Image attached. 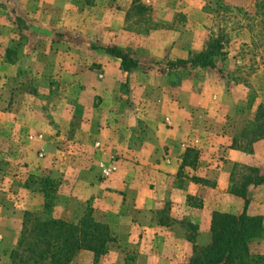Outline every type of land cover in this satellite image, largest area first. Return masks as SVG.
<instances>
[{"label":"rangeland","instance_id":"374dc122","mask_svg":"<svg viewBox=\"0 0 264 264\" xmlns=\"http://www.w3.org/2000/svg\"><path fill=\"white\" fill-rule=\"evenodd\" d=\"M69 1L64 0V11L58 14L59 21L67 24L52 30L54 26L49 24L54 22L41 18L48 26L41 29L34 18L23 16L15 8L21 0H0V68L1 59L13 66L12 72L3 67L0 73H16L7 96L10 110L0 109V212L7 213L10 209L6 206L14 205L20 208L22 222L28 212L77 223L90 211L96 221L109 227L113 241L104 255L79 251L69 264H189L196 237V226L190 219L199 208L198 199L189 197L184 211L173 207L171 201H157L151 218L152 210L138 211L134 198L139 190L135 186L127 191L94 188L95 179L110 176L106 171H116L117 160H122V170L133 169V162L123 156L107 157L97 162L107 160L114 168H105L104 163L95 168L93 158L84 156L86 151L78 158L73 155L70 135L72 119L76 118L75 101L80 99L84 107L94 105L100 94L104 95L103 90L109 92L122 105V135L129 134L132 140L131 136L145 132V119L157 116L156 109L163 111L169 95L175 96L188 106L186 112L195 122L191 132L206 136V144L212 148L227 146L244 155L241 162H233L231 191L241 189L245 177L254 175L253 170L264 177V139L253 141L251 135L257 108L264 106V0H73L72 11L65 9ZM28 22L37 29L28 28ZM115 24L121 31L109 28L108 33L101 32L103 25ZM38 37L43 42L35 50L41 49L42 57L36 54L27 65L23 47L27 40L34 42ZM113 38L128 43L111 47H119L133 59L135 69L121 71L117 59L101 64L93 60L87 45L97 48L100 42L105 45ZM215 38L221 40L222 49L213 68H193L179 62L205 50ZM57 39L64 41L55 44ZM68 40L72 45L74 41L80 44L70 47ZM94 85L99 88L96 96L91 92ZM23 97L27 102L24 111L13 105ZM82 117L101 123L98 115ZM37 135L43 140L34 155L25 150L12 152L16 143L10 138L33 136L28 140L34 144ZM193 151L186 161H192L196 153L195 163L181 165L182 177L191 173L185 167L196 166L198 154ZM218 155L217 163L225 166L230 161ZM75 165L82 167V179L77 188H71ZM97 170L101 174L92 179ZM43 186L52 197L48 213L43 212ZM153 188L147 183L143 197H149ZM173 199L180 204L179 198ZM138 221L147 229L142 230ZM154 221L171 228L158 229L152 225ZM15 244L0 254V264L8 262Z\"/></svg>","mask_w":264,"mask_h":264},{"label":"crops","instance_id":"0c3cea01","mask_svg":"<svg viewBox=\"0 0 264 264\" xmlns=\"http://www.w3.org/2000/svg\"><path fill=\"white\" fill-rule=\"evenodd\" d=\"M44 1L49 3L39 4L44 3ZM54 2H56L55 6L52 5ZM73 3V0H70L65 9H70L72 11ZM63 7L64 0H30L29 2L28 0H21V4L17 5L15 8H19L23 16L25 13L27 17L34 18L35 23H37L35 25L39 26L41 29H47L48 27L41 21V18L46 21L54 22V24H49V27L52 25L54 26L51 28L53 30L57 28L56 26L63 27L67 24V21H59L60 17H58V14L64 11ZM67 12L68 11L65 10L64 14L66 15ZM5 23L2 24L4 25ZM27 24L28 28H31V24L29 22ZM35 25H31L33 29ZM116 25L117 24L112 25V27H107L110 25H103L101 27V32L105 30V33H108L109 28L120 30ZM35 29L37 28L35 27ZM38 39L41 38L38 37L34 42L27 40L23 47V58L27 59V65L32 64V60L36 54L39 55L38 58L42 57L41 49L35 50L39 48L40 44L42 45L43 42ZM63 41L62 39H57L54 42L57 44ZM68 42L70 47L80 44L78 41H74V45H72L71 40H68ZM50 44H52V41L49 45ZM127 44V42L125 43L119 38H113L111 43L108 42V44L105 45L100 42L97 48H94L92 45L87 46L91 47V53L89 54L92 56L93 60L101 64L115 61L114 58L105 53V49H107L108 46L117 45L119 47H125ZM131 46L134 47L135 45L132 44ZM92 47L94 49H92ZM124 50L128 52L127 49ZM130 56H134V53H131ZM1 61L3 62L1 66H3L0 69L4 67L6 69L5 71L11 70L12 72L13 66L7 63L6 59H1ZM26 68L28 67L26 66ZM15 77L16 73H0V109L10 110L7 96H9L11 90L9 85L11 81L15 80ZM98 89L99 88H96V85H94L93 90L91 89L93 95L99 94L97 92ZM180 89L183 90L182 88ZM103 94L104 95L100 94L101 99H97V104L94 105L91 104L84 107L80 99L78 102L75 101L73 113L76 114V118L72 119L74 129L70 135L71 149L74 150L73 155L78 158V156H82V153L86 151L84 156L93 158L91 163L92 166L97 168V164L104 163V167L108 169L111 167L114 168V164L109 163L107 160H104V162L97 161L100 159H107V157L117 159L123 156L132 160L133 169L130 168V170H127L125 168V171L122 170L124 167L121 164L122 160H117L116 171L110 173L106 171L105 173L110 176L106 178L102 176L101 179H95V181H93L95 182L94 188L104 186V188H111L113 191H127L135 186L137 190H139L134 198L135 200L133 199L137 204L136 207L140 212H144L146 209L152 210L150 212L151 218H153L152 212L155 210V206L158 203L157 201H171L173 202V207L177 206L180 208V211H184L186 200L189 199V197L197 198L198 202H200L199 208L193 210V217L190 219V222L196 226L194 244L197 246H207L210 244L212 213L221 212L238 215L244 209L245 201L231 194L229 181L230 173L234 165L233 162H241L244 155L227 146L220 148L219 145H217V147L212 148L211 145L206 144L208 142L206 136L202 138L199 134L193 133V131L191 132L195 122L191 120L189 113L186 112L188 106L181 102L179 98L177 99L175 96L171 97V95H169V100L165 104V109L163 111L156 109L157 116L145 119L144 125H142L144 127L146 125L148 126L144 128L145 132L140 135H135L137 137L131 136V140L129 134L125 136L122 135L121 127L124 121V118L121 117L122 105L118 104V100L116 101L109 92L103 90ZM24 96L25 98H29L28 95ZM25 98L23 97L15 101L13 103L14 107L16 108L19 106L23 111L26 110L27 102ZM83 115L89 117L90 115H98L101 117V123H96V121L91 120L86 121V119L84 120V117H82ZM161 115H163V117L159 118ZM6 117L7 119H11L12 115L6 112ZM105 118L108 119L106 120ZM35 137H37V139H34V141L37 142L33 144L28 140L33 139V136H23L21 139L13 136L9 139L16 143L12 152H21L25 150L29 155H34L40 148V141L43 140L42 135H37ZM95 145L101 146V148L99 149ZM189 148L195 149L198 154V159L194 168L185 167L191 173L189 175L185 173L186 175L182 177V175L179 174V170H181L182 162L185 160L186 150ZM201 149L203 151H200ZM217 150H219L220 155H218ZM216 154L218 157L223 154L225 155L224 159L227 158L230 161L227 162L225 166L224 164L222 165V162L217 163L215 158L217 156ZM24 155L26 156L25 153ZM39 155L42 156V153L40 152ZM81 168L82 167L75 165V174H71L73 179L71 188L80 184L82 179ZM100 171L101 170H97L92 179H94L97 173L101 174ZM147 183L153 184L154 188L153 190H149V197L144 198L143 192L147 188ZM87 187L89 189L91 188L90 183H86V188ZM173 197L180 199L179 205H176L177 199H173ZM246 197L248 200L247 214L264 218V184L255 187L249 186L247 188ZM6 207L10 209L7 213L0 212L1 255L7 248L17 242L22 228V214L20 213V208L14 205ZM138 216L141 218V215ZM140 224L142 230L147 229L143 221L140 222ZM152 225L158 229L171 228L162 223L158 224L155 221ZM249 249L251 253L264 255V236L252 240L249 243Z\"/></svg>","mask_w":264,"mask_h":264},{"label":"trees","instance_id":"16d2710c","mask_svg":"<svg viewBox=\"0 0 264 264\" xmlns=\"http://www.w3.org/2000/svg\"><path fill=\"white\" fill-rule=\"evenodd\" d=\"M221 49V40L215 38L208 43L205 50L179 62L182 65L189 64L193 68H213L214 58L221 54ZM105 53L120 60V69L123 72L137 67V63L117 46L105 49ZM251 135L253 141L264 139V106L257 108ZM191 151L193 149L186 150L182 166L194 165L196 153L195 160L188 163L186 161ZM253 174L245 177L241 189L231 191V194L245 201L243 211L238 215L213 212L210 244L205 247L194 245L189 264H264V256L254 255L249 249L252 240L264 236V218L247 214V188L264 183V177L258 170H253ZM42 190L43 212L48 213L52 208V197L44 186ZM112 241L109 227L96 221L90 211L77 223L53 217L42 218L25 212L20 235L5 264H69L79 251L91 252L95 256L104 255L107 245Z\"/></svg>","mask_w":264,"mask_h":264}]
</instances>
